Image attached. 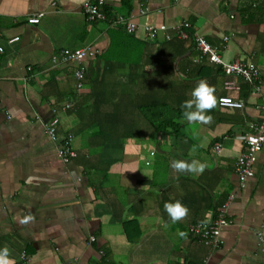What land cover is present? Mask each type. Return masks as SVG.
Returning <instances> with one entry per match:
<instances>
[{
    "label": "crops",
    "instance_id": "obj_1",
    "mask_svg": "<svg viewBox=\"0 0 264 264\" xmlns=\"http://www.w3.org/2000/svg\"><path fill=\"white\" fill-rule=\"evenodd\" d=\"M83 1L0 0V248L15 264H264V140L244 184L233 171L244 134L253 124L264 134V0H104L137 24L131 34L86 21ZM181 22L186 38L174 34ZM142 25L163 29L149 39ZM193 36L223 62L253 63L258 89L236 75L239 90L222 88L221 65L198 56ZM84 47L80 63L50 62ZM199 79L242 106L216 104L211 123L188 124L180 105ZM155 105L177 116L176 133L150 128L142 109ZM53 110L57 136L72 134L68 162L45 131ZM174 159L206 168L177 173ZM177 199L189 213L173 224L163 205ZM223 203L230 222L205 246L188 227ZM29 212L34 222L20 225Z\"/></svg>",
    "mask_w": 264,
    "mask_h": 264
},
{
    "label": "built area",
    "instance_id": "obj_2",
    "mask_svg": "<svg viewBox=\"0 0 264 264\" xmlns=\"http://www.w3.org/2000/svg\"><path fill=\"white\" fill-rule=\"evenodd\" d=\"M51 5L54 1L50 2ZM104 0H84L81 3V11L86 21H104L105 14L102 10ZM41 13L26 17V22L36 23ZM264 23V15L262 18ZM113 25H119L124 32L134 33L137 29V24L133 22L131 17L117 14L114 19L110 22ZM181 27H187L186 22H181L173 27L174 34L178 38H186L187 34L181 29ZM159 29H163V25L151 26L142 25V31L147 38L152 39ZM167 37V36H166ZM17 37H11L7 39V42L16 40ZM226 37H223L225 40ZM192 43L195 49L199 52V57H205L211 63L221 65L222 72L225 79L222 81V88L226 90H239L238 82H235L230 78L231 75H236L240 80L248 84L252 90H257L258 86L254 84V81L258 77L256 66L251 62L231 61L223 62L213 47L209 45L202 37L193 36ZM1 50V48H0ZM92 51L88 47L77 48V49H60L56 55L50 57V62H75L80 63L85 55H91ZM74 77L76 79V87H80L81 79L83 76V67L79 66L74 70ZM217 105L221 107H235L239 108L242 106L241 101L233 99L228 95L217 96ZM67 106V105H65ZM57 117L55 110H53L52 116L49 118L45 125V131L50 139L56 141L55 152L56 155L63 162H68L76 156L75 151L71 146V134L65 132L60 137L56 134ZM252 131L245 133L243 136V148L236 156L233 162V171L237 177L239 185L244 182L252 175V163L255 159V153L259 150L263 140V126L261 124H253ZM54 137V138H53ZM213 150L217 152L219 150V144L213 145ZM229 219L226 217L225 204H221L214 215V217L207 223H194L189 225V232L196 237L205 246L217 247L219 244V232L220 229L229 223ZM91 240V238H90Z\"/></svg>",
    "mask_w": 264,
    "mask_h": 264
},
{
    "label": "clouds",
    "instance_id": "obj_3",
    "mask_svg": "<svg viewBox=\"0 0 264 264\" xmlns=\"http://www.w3.org/2000/svg\"><path fill=\"white\" fill-rule=\"evenodd\" d=\"M215 91V87L210 85L205 79H199L196 82L191 91V98L183 101L180 105L182 117L188 124H209L212 122L213 117L208 113L216 107L217 99ZM170 167L177 173L202 174L206 168V164L195 159L190 162L182 159H174L171 161ZM163 207L173 224L186 219L189 213L187 205L182 203L179 199L166 201ZM34 220V215L29 212L23 215L18 222L20 225H26L30 222H34ZM165 227H167V224ZM187 235V232H179V236L183 239H187ZM0 264H15L11 256V251L7 246L0 248Z\"/></svg>",
    "mask_w": 264,
    "mask_h": 264
},
{
    "label": "trees",
    "instance_id": "obj_4",
    "mask_svg": "<svg viewBox=\"0 0 264 264\" xmlns=\"http://www.w3.org/2000/svg\"><path fill=\"white\" fill-rule=\"evenodd\" d=\"M102 10L105 14L104 21L110 23L114 19V15L104 5L102 6ZM122 31L124 30L122 29ZM156 111H158L160 114L157 115ZM142 113L144 114V117L146 118V122L148 123V125L152 130L159 131L162 129H166L169 130L172 134L173 132L176 133V131L178 130L179 124L177 123V119H176L177 116L172 115L170 108L167 106L163 107V106L155 105L149 111L147 109H142ZM127 239L129 241H133L135 237H128Z\"/></svg>",
    "mask_w": 264,
    "mask_h": 264
}]
</instances>
